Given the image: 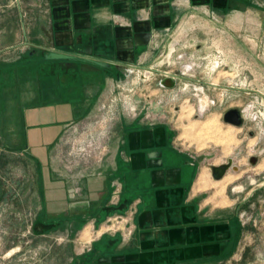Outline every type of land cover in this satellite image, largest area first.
<instances>
[{
    "label": "crops",
    "instance_id": "0c3cea01",
    "mask_svg": "<svg viewBox=\"0 0 264 264\" xmlns=\"http://www.w3.org/2000/svg\"><path fill=\"white\" fill-rule=\"evenodd\" d=\"M213 1L214 7L202 6L220 13L264 12V0ZM192 4L0 0V176H10L16 160L22 162L19 177L11 175L24 193L38 196L36 213H44L47 226L55 219L59 225L74 222L80 241L89 235L79 225L83 216L93 213L96 222L103 214L105 221L110 210L118 211L127 232L99 227L95 247L103 250L97 264L218 257L238 238L233 208L208 198L200 162L175 145L167 124L125 126L113 163L98 172L71 174L57 154L67 128L111 93L115 69L151 68ZM53 49L73 57L48 58ZM113 187L116 206L108 204Z\"/></svg>",
    "mask_w": 264,
    "mask_h": 264
},
{
    "label": "rangeland",
    "instance_id": "374dc122",
    "mask_svg": "<svg viewBox=\"0 0 264 264\" xmlns=\"http://www.w3.org/2000/svg\"><path fill=\"white\" fill-rule=\"evenodd\" d=\"M192 1L153 66L115 69L111 93L67 128L57 154L71 174L98 172L113 163L125 126L167 124L175 145L206 170L208 198L233 208L239 223L238 238L218 257L177 264H264V12L220 13L202 6L212 7L213 0ZM164 72L181 74L176 86L158 84ZM230 108L242 111V126L224 121ZM230 159L232 166L216 179L212 166ZM16 161L10 176H0V264H97L101 252L94 239L101 229L127 232L114 210L105 221L103 214L96 222L93 213L82 217V232L89 230L85 241L79 240L81 234L75 237L80 227L74 222L43 224L44 213H36L38 196L24 193L12 178L25 166ZM115 191L111 206H116Z\"/></svg>",
    "mask_w": 264,
    "mask_h": 264
},
{
    "label": "water",
    "instance_id": "95a60500",
    "mask_svg": "<svg viewBox=\"0 0 264 264\" xmlns=\"http://www.w3.org/2000/svg\"><path fill=\"white\" fill-rule=\"evenodd\" d=\"M72 57L73 56L70 54L63 53L55 49L51 50L50 54L48 55V58L51 59H70ZM95 62L100 65L103 64V62L101 61L95 60ZM178 77L179 75H177V73L167 75L166 77L160 80L159 85L172 88L176 86ZM223 119L225 122L234 124L236 126H242L245 123V117L242 114V111L238 108H230L229 110H227L223 115ZM256 161H257L256 156L251 158L252 163H256ZM231 166H232V159H230L227 163L217 166H212V174L216 179H221Z\"/></svg>",
    "mask_w": 264,
    "mask_h": 264
},
{
    "label": "trees",
    "instance_id": "16d2710c",
    "mask_svg": "<svg viewBox=\"0 0 264 264\" xmlns=\"http://www.w3.org/2000/svg\"><path fill=\"white\" fill-rule=\"evenodd\" d=\"M42 222H43V224H45V223H47V220H46V217L42 220ZM53 223H54V225H57V223L58 224H60L59 222H60V219H55V220H53L52 221ZM57 222V223H56ZM47 229V228H46ZM47 231V230H46ZM99 248H98V246H96L95 247V250H98ZM101 250V254H102V250L103 249H99L98 251H100ZM95 261H97V260H95Z\"/></svg>",
    "mask_w": 264,
    "mask_h": 264
},
{
    "label": "built area",
    "instance_id": "2783aa9c",
    "mask_svg": "<svg viewBox=\"0 0 264 264\" xmlns=\"http://www.w3.org/2000/svg\"><path fill=\"white\" fill-rule=\"evenodd\" d=\"M172 73L171 72H164V75H163V77L162 78H164V77H166L167 75H171ZM161 78V79H162ZM159 82H160V80H159ZM159 82H158V84H159ZM160 86H162V85H160ZM204 108L205 107H202V110H201V113H204L205 111H204ZM257 115H256V119H257ZM116 192V191H115Z\"/></svg>",
    "mask_w": 264,
    "mask_h": 264
},
{
    "label": "bare ground",
    "instance_id": "6f19581e",
    "mask_svg": "<svg viewBox=\"0 0 264 264\" xmlns=\"http://www.w3.org/2000/svg\"><path fill=\"white\" fill-rule=\"evenodd\" d=\"M175 73H177V75H181L179 72H175ZM206 171V170H205ZM205 171H203L202 173H201V175H200V178L199 179H203V180H205L206 179V175H208V174H206V172ZM203 182V181H202ZM205 185V184H204Z\"/></svg>",
    "mask_w": 264,
    "mask_h": 264
},
{
    "label": "flooded vegetation",
    "instance_id": "af4514ba",
    "mask_svg": "<svg viewBox=\"0 0 264 264\" xmlns=\"http://www.w3.org/2000/svg\"><path fill=\"white\" fill-rule=\"evenodd\" d=\"M121 73V72H120ZM161 80V79H160Z\"/></svg>",
    "mask_w": 264,
    "mask_h": 264
}]
</instances>
